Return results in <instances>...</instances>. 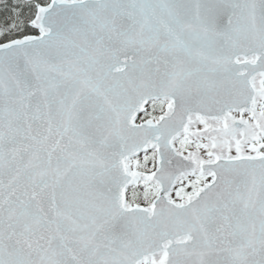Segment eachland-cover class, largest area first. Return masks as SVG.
<instances>
[{
    "label": "snow or ice",
    "instance_id": "obj_1",
    "mask_svg": "<svg viewBox=\"0 0 264 264\" xmlns=\"http://www.w3.org/2000/svg\"><path fill=\"white\" fill-rule=\"evenodd\" d=\"M0 264H264V0H0Z\"/></svg>",
    "mask_w": 264,
    "mask_h": 264
}]
</instances>
